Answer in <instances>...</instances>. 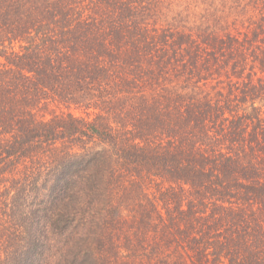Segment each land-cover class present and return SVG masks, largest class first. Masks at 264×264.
Wrapping results in <instances>:
<instances>
[{
  "label": "trees",
  "instance_id": "1",
  "mask_svg": "<svg viewBox=\"0 0 264 264\" xmlns=\"http://www.w3.org/2000/svg\"><path fill=\"white\" fill-rule=\"evenodd\" d=\"M95 1L104 36L97 20L73 41L34 30L23 52L0 65V264H119L128 252L133 264L150 242L182 245L181 264H264V140L222 114L225 88L214 89L201 66L219 51L239 79L234 66L245 64L247 40L154 19L170 18V0ZM219 63L214 56L204 69L218 77ZM176 86L188 94L172 95ZM245 94L264 100V80L244 83L238 102ZM51 105L69 111L49 114ZM73 106L96 117L78 118ZM209 125L206 137L225 148L190 141ZM263 126L257 118L255 128ZM235 132L247 137L244 147ZM150 181L153 198L142 189ZM133 187L143 197L129 196ZM124 228L149 231L144 249L134 247L138 231L123 241ZM155 255L150 264H162Z\"/></svg>",
  "mask_w": 264,
  "mask_h": 264
},
{
  "label": "rangeland",
  "instance_id": "2",
  "mask_svg": "<svg viewBox=\"0 0 264 264\" xmlns=\"http://www.w3.org/2000/svg\"><path fill=\"white\" fill-rule=\"evenodd\" d=\"M170 2L173 5L170 7V10L172 11V13H170V18L154 19L161 21L170 20L175 29L179 28V30L183 29L185 31H189L190 29L192 30V24L197 23L198 25H205L204 29L206 31H212L214 34L218 33L223 37L238 36L247 40L248 47L246 53H244L245 64H240L237 67L234 66L235 69L233 74L239 77V79L233 77L232 72L230 71L231 65H227L230 59L224 60L223 53H220L219 51L214 50L204 54L201 66L203 74L207 76L206 80L212 81L211 85L215 86L214 89L216 88V90H218L222 87L225 88V92L228 95L226 96L225 102L227 112L222 114H225L231 122L241 126L240 132H247V136L249 133L252 139L258 138L260 145H262L261 141L264 140L262 137L264 136V132H262L261 128H255L257 118L264 119V100H261V94L259 97L257 95L253 96L250 94L242 95V102H238L239 99L236 97V94L244 90V83H249V81L253 80L258 82L260 81V78L264 80V67L258 68V66H260L259 62L264 61V0H170ZM98 10L99 5L95 0H0V65H6V57H11L13 52L17 54L23 52L24 48L28 45L26 42L30 37L26 39L27 41L24 40V38L25 36H29L27 35L29 32L30 35L34 37V30L39 31L37 35L40 36H45V34L48 36L57 35L62 40H68L71 39L72 36L85 33L79 29L83 28V23L88 22L89 20V22L97 20L100 29L102 25H104L105 18L96 17V12ZM144 20L151 22L152 18H145ZM103 30L104 28L100 29V34H102V36L105 35ZM97 33L95 36H97ZM88 35L89 34H86V36ZM84 37L85 34L80 36L77 40L81 42ZM11 40H14L13 44H11ZM71 41L73 40L71 39ZM64 46L66 45H61L59 48L66 50ZM214 56H216L217 60L222 62L219 63V66L223 72H221V75L218 77L209 75L204 69L205 66H208L209 68ZM220 76L222 78H220ZM227 77H229L228 80ZM125 83L129 84L127 88L132 91L134 87L131 84L133 82L126 80ZM233 83H236V87ZM126 84L124 86H126ZM210 89L211 86H209L208 90ZM78 91L80 90H77L76 92ZM150 92L151 91L147 94H150ZM183 92L187 95V92L189 91L188 89H184V91H182L176 86L173 88L172 95H178L180 93L183 94ZM133 93H135V90H133ZM76 96L77 98L84 99V95L81 96V94H76ZM129 97L131 98L130 100H135L139 104L137 97H134L133 95ZM88 98L93 97L89 96ZM150 100L154 101L157 99L150 98ZM119 102L120 101L116 102V104L118 105V108H121L123 104ZM174 102H179L178 98H175ZM50 108L49 114L53 113L51 111L54 110L59 113L62 110L66 112L69 111L63 106L61 107L62 109H56L54 105H51ZM47 112L48 111L45 110L41 111V113ZM71 112L78 118H90L92 120L96 117L93 108L90 109L91 116H89L87 112L83 111V109L77 110L75 106L72 107ZM118 113L121 114L119 111ZM111 119H114V116ZM250 120H253L254 122L253 127L250 125ZM115 122L119 124V121H116V119ZM212 128L214 127L209 125L208 128L204 130L203 135L191 136L190 141L193 144L203 145L201 148L208 145H221L222 148H225L223 147L225 146L224 144H226L225 140H222L219 143L213 140L214 137H206L208 131H214ZM238 130L239 127L237 129L236 126L235 131L237 132ZM236 132L233 138L234 141H238L239 143H235L244 147V140L247 139V137L244 136V139L243 136L239 138V132L238 134ZM236 147L237 146L233 143L229 148L233 153H235ZM256 151H260L259 145H255L254 148L250 150L248 160H252V158L256 155ZM168 186L169 185L165 183L161 184V187L164 188H167ZM142 189L150 190V193L153 194L151 198H153L154 194L157 195V185L154 184L153 181H150L149 184L144 182ZM137 194L140 197L142 196L141 189H139V187H133L130 189L129 196H137ZM151 230H153V228H151ZM137 231L138 240H136L135 243L133 242V244H135L134 247H141L144 249L143 245H147L149 242L147 240L149 236L148 230L142 231L127 229L126 231L124 228L120 232H122L121 236L123 237V241H126L133 238ZM151 234H153V231H151ZM174 235L173 239L176 243H178V235ZM143 236H145V239H143ZM193 245L196 246L194 243ZM181 246L182 245L180 244L176 245L172 243L163 249L162 247H153L150 242L147 250L150 253L145 256H141L140 259L134 260L133 264H150L152 252L156 254L155 256L162 264H171L172 262L175 264L184 263V250L181 249ZM60 247L61 246L58 245L56 249H59ZM127 248L128 243H126L125 247L121 248V250L125 251ZM128 253L124 254V257L121 258L119 264H127L128 260L125 259V256L128 255ZM55 255L58 256L57 254ZM130 264H132V261Z\"/></svg>",
  "mask_w": 264,
  "mask_h": 264
}]
</instances>
